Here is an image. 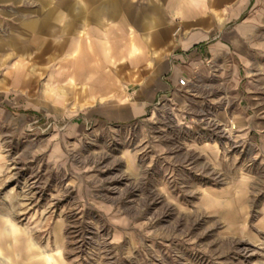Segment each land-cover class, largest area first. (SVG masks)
I'll return each mask as SVG.
<instances>
[{"label": "rangeland", "instance_id": "rangeland-1", "mask_svg": "<svg viewBox=\"0 0 264 264\" xmlns=\"http://www.w3.org/2000/svg\"><path fill=\"white\" fill-rule=\"evenodd\" d=\"M220 1L206 71L140 119L58 78L0 101V264H264V0Z\"/></svg>", "mask_w": 264, "mask_h": 264}, {"label": "crops", "instance_id": "crops-1", "mask_svg": "<svg viewBox=\"0 0 264 264\" xmlns=\"http://www.w3.org/2000/svg\"><path fill=\"white\" fill-rule=\"evenodd\" d=\"M203 4L0 0V101L13 94L35 108L43 79L51 89L58 78L61 106L76 93L110 122L140 119L180 77L206 71L210 36L226 17L220 0Z\"/></svg>", "mask_w": 264, "mask_h": 264}, {"label": "built area", "instance_id": "built-area-1", "mask_svg": "<svg viewBox=\"0 0 264 264\" xmlns=\"http://www.w3.org/2000/svg\"><path fill=\"white\" fill-rule=\"evenodd\" d=\"M178 82H179V84H181V85H186L187 82H188V79H187L186 77H180V78L178 79Z\"/></svg>", "mask_w": 264, "mask_h": 264}, {"label": "bare ground", "instance_id": "bare-ground-1", "mask_svg": "<svg viewBox=\"0 0 264 264\" xmlns=\"http://www.w3.org/2000/svg\"><path fill=\"white\" fill-rule=\"evenodd\" d=\"M1 234V233H0Z\"/></svg>", "mask_w": 264, "mask_h": 264}]
</instances>
